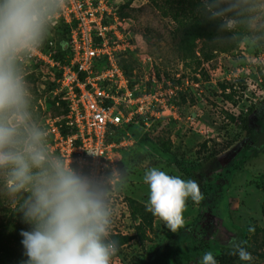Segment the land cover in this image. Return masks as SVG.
<instances>
[{
    "label": "rangeland",
    "instance_id": "374dc122",
    "mask_svg": "<svg viewBox=\"0 0 264 264\" xmlns=\"http://www.w3.org/2000/svg\"><path fill=\"white\" fill-rule=\"evenodd\" d=\"M153 1L159 5L164 0L107 3L117 5L124 19L126 48L118 54V64L132 66L127 86L145 98L148 107L126 131L110 137L117 168L127 169L126 183L114 193L110 234L135 235L137 221L130 216L127 199L147 204L143 175L149 168L182 179L201 171L207 181L202 187L211 191L199 203L186 202L185 225L178 232L158 217L146 240L132 238L111 264H199L208 251L218 264H264V0L251 3L248 34L228 51H212L209 61L201 51L212 48L213 32L173 23ZM224 23L225 30L214 39L230 40L229 45L236 40V22L226 17ZM67 42L66 27L53 17L38 49L66 61ZM20 65L31 92L33 118L45 130L50 148L51 127L65 115L61 102L54 103L59 70L27 53ZM214 151L220 153L216 157L221 167L216 169L215 162L200 168ZM27 196L10 193L0 175L5 204L13 207ZM234 240L252 254L251 262L225 255Z\"/></svg>",
    "mask_w": 264,
    "mask_h": 264
},
{
    "label": "clouds",
    "instance_id": "9594fccd",
    "mask_svg": "<svg viewBox=\"0 0 264 264\" xmlns=\"http://www.w3.org/2000/svg\"><path fill=\"white\" fill-rule=\"evenodd\" d=\"M62 0H0V175L12 194L28 193L20 204L30 231H22L25 264H111L118 241L111 238L113 198L127 181V169L91 176L51 152L45 130L31 112V92L20 57L39 48ZM146 210L172 232L185 225L186 202L204 197L195 179H182L157 167L147 169ZM230 254L251 262L241 243ZM199 264H218L211 251Z\"/></svg>",
    "mask_w": 264,
    "mask_h": 264
},
{
    "label": "built area",
    "instance_id": "2783aa9c",
    "mask_svg": "<svg viewBox=\"0 0 264 264\" xmlns=\"http://www.w3.org/2000/svg\"><path fill=\"white\" fill-rule=\"evenodd\" d=\"M108 2L62 0V11L55 18L68 31L69 55L63 63L39 49L27 52L60 74L54 95L57 103H65L67 113L51 127V151L91 176H106L117 168L110 137L126 131L135 116L148 111L145 98L128 88L118 64V54L126 48L124 19L119 7Z\"/></svg>",
    "mask_w": 264,
    "mask_h": 264
},
{
    "label": "trees",
    "instance_id": "16d2710c",
    "mask_svg": "<svg viewBox=\"0 0 264 264\" xmlns=\"http://www.w3.org/2000/svg\"><path fill=\"white\" fill-rule=\"evenodd\" d=\"M153 2L162 14L170 18L175 24L195 29H209L213 32V38L210 39L212 48L208 51H201L202 58L205 61H209L213 57L212 51H228L248 34L247 22L250 20V16H248L249 8L253 0H164L159 5L155 1ZM226 17L235 19V30L237 31L235 33L236 40H232L229 45L228 43L230 40L227 43H223L214 39L218 34L222 33V30H225L223 18ZM54 58L60 60L59 55ZM61 62L63 63L64 61ZM121 66L125 76L130 78L133 71L132 66L130 64ZM59 76L60 74L58 77ZM57 101L58 97L54 99V103ZM61 104L65 107L64 102H61ZM66 113L67 110L65 107V114ZM245 120L246 119L241 121L244 125L246 122ZM128 127L129 125L126 128ZM63 132L65 131L63 130ZM218 154H220L218 151H214L207 156L204 159L205 162L199 165L200 168L203 167L205 170L206 164L213 166L215 162L217 164V166H215L216 169L218 166L221 167L216 157ZM188 176L190 179L197 180L203 197H207L209 191H211V187L207 189L202 187L207 182L206 179H204L203 173L199 171L195 175L189 174ZM127 204L132 220L137 221L135 225V235L110 234L112 239L118 241V252L125 244L129 243L132 238H138L140 242H144L147 238L146 231L152 229L154 220L158 218L146 210V205L134 199L128 198ZM10 205V203L5 204L0 198V212L3 213V218H0V264H25L28 257L22 245L23 237L21 236V232L30 231L32 226L24 221L19 203L13 207H10ZM225 255L232 260L236 259L238 256L231 255L230 250H226Z\"/></svg>",
    "mask_w": 264,
    "mask_h": 264
}]
</instances>
